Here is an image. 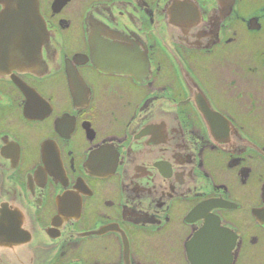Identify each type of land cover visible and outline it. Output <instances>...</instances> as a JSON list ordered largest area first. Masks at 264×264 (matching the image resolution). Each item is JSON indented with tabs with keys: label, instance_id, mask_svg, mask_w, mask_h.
<instances>
[{
	"label": "flooded vegetation",
	"instance_id": "af4514ba",
	"mask_svg": "<svg viewBox=\"0 0 264 264\" xmlns=\"http://www.w3.org/2000/svg\"><path fill=\"white\" fill-rule=\"evenodd\" d=\"M0 264H264V0H0Z\"/></svg>",
	"mask_w": 264,
	"mask_h": 264
},
{
	"label": "water",
	"instance_id": "95a60500",
	"mask_svg": "<svg viewBox=\"0 0 264 264\" xmlns=\"http://www.w3.org/2000/svg\"><path fill=\"white\" fill-rule=\"evenodd\" d=\"M25 1V0H24ZM199 91H200V93L202 94V96H203V93H202V91L200 90V89H198ZM203 98H204V96H203ZM204 100H205V102H206V104H207V106H210L208 103H207V101H206V99L204 98ZM206 104H203V106H206ZM211 112H210V110H208V108H203L202 110H201V114L202 115H207V114H210ZM207 122H208V120H207Z\"/></svg>",
	"mask_w": 264,
	"mask_h": 264
}]
</instances>
